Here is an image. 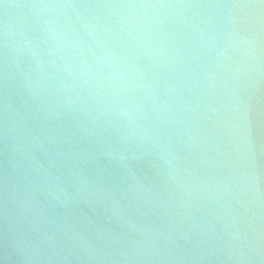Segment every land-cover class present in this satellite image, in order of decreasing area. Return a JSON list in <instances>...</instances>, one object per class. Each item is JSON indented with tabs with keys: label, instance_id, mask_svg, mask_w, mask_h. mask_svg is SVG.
<instances>
[{
	"label": "water",
	"instance_id": "1",
	"mask_svg": "<svg viewBox=\"0 0 264 264\" xmlns=\"http://www.w3.org/2000/svg\"><path fill=\"white\" fill-rule=\"evenodd\" d=\"M0 264H264V0H0Z\"/></svg>",
	"mask_w": 264,
	"mask_h": 264
}]
</instances>
